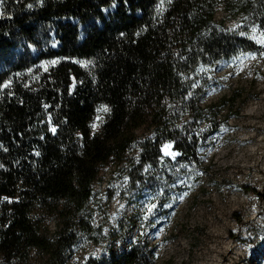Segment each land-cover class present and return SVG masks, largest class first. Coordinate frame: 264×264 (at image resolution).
Segmentation results:
<instances>
[{
	"label": "trees",
	"instance_id": "obj_1",
	"mask_svg": "<svg viewBox=\"0 0 264 264\" xmlns=\"http://www.w3.org/2000/svg\"><path fill=\"white\" fill-rule=\"evenodd\" d=\"M158 4L0 0V264H155L144 228L194 185L238 98L201 105L213 70L264 52V0ZM113 199L131 211L110 224Z\"/></svg>",
	"mask_w": 264,
	"mask_h": 264
},
{
	"label": "rangeland",
	"instance_id": "obj_2",
	"mask_svg": "<svg viewBox=\"0 0 264 264\" xmlns=\"http://www.w3.org/2000/svg\"><path fill=\"white\" fill-rule=\"evenodd\" d=\"M42 38L44 48L58 45L50 29ZM212 75L202 106L233 92L238 98L223 108L211 142L199 150L204 169L194 185H187L167 219L144 228L155 246V264H264V56L242 55ZM108 175L109 169L100 174L101 190ZM130 211L113 199L108 222Z\"/></svg>",
	"mask_w": 264,
	"mask_h": 264
},
{
	"label": "snow or ice",
	"instance_id": "obj_3",
	"mask_svg": "<svg viewBox=\"0 0 264 264\" xmlns=\"http://www.w3.org/2000/svg\"><path fill=\"white\" fill-rule=\"evenodd\" d=\"M169 2H171V0H169ZM163 8H164V0H160V4L157 5V10L162 12L163 11ZM253 31L255 32V29H253ZM243 35V33H241ZM252 40H254L256 42V44L264 47V32L260 33L259 36H256V35H253L251 37ZM245 56H253L254 57V54H251V53H246L244 54ZM261 56H264V52H262L260 54ZM58 61H46V62H43L42 66H46L47 64H55L57 63ZM79 63H81L82 65L85 63L84 61H80ZM90 63V62H89ZM29 71H31V69H29ZM4 86H7V82L5 83V85H0V87H4ZM100 111H103V112H108L109 111V108L106 106V105H101L98 109H97V112H100ZM98 120H100L101 118L98 116L97 117ZM98 127V125L96 123H93L92 124V128L93 129H96ZM53 132H55V129L52 128L51 129ZM172 145H171V142H168L164 145H162V150L164 151V154L167 155V156H171L172 158H175L178 153H176L175 151H170L169 149H171ZM3 199H8L7 197H4ZM155 208V205L154 204H149L148 205V212H151L153 209Z\"/></svg>",
	"mask_w": 264,
	"mask_h": 264
}]
</instances>
